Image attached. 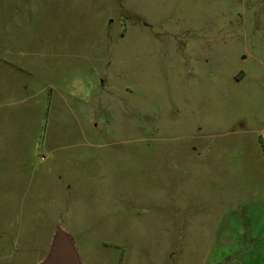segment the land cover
I'll return each mask as SVG.
<instances>
[{"label": "rangeland", "instance_id": "obj_1", "mask_svg": "<svg viewBox=\"0 0 264 264\" xmlns=\"http://www.w3.org/2000/svg\"><path fill=\"white\" fill-rule=\"evenodd\" d=\"M264 264V0H0V264Z\"/></svg>", "mask_w": 264, "mask_h": 264}, {"label": "water", "instance_id": "obj_2", "mask_svg": "<svg viewBox=\"0 0 264 264\" xmlns=\"http://www.w3.org/2000/svg\"><path fill=\"white\" fill-rule=\"evenodd\" d=\"M53 246L42 264H81L71 237L64 230L53 235Z\"/></svg>", "mask_w": 264, "mask_h": 264}]
</instances>
